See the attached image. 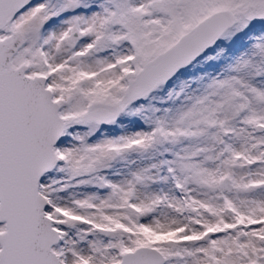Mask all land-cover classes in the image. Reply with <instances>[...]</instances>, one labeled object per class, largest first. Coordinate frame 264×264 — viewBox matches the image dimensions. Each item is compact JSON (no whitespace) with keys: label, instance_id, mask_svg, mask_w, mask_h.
<instances>
[{"label":"snow or ice","instance_id":"snow-or-ice-1","mask_svg":"<svg viewBox=\"0 0 264 264\" xmlns=\"http://www.w3.org/2000/svg\"><path fill=\"white\" fill-rule=\"evenodd\" d=\"M0 264H264V0H0Z\"/></svg>","mask_w":264,"mask_h":264}]
</instances>
